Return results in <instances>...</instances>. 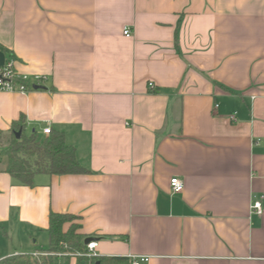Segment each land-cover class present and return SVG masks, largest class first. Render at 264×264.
Segmentation results:
<instances>
[{"label":"crops","instance_id":"crops-1","mask_svg":"<svg viewBox=\"0 0 264 264\" xmlns=\"http://www.w3.org/2000/svg\"><path fill=\"white\" fill-rule=\"evenodd\" d=\"M12 60L42 89L0 93V131L51 128L89 173L0 170V261L47 254L55 213L103 259L264 264V0H0Z\"/></svg>","mask_w":264,"mask_h":264},{"label":"trees","instance_id":"trees-1","mask_svg":"<svg viewBox=\"0 0 264 264\" xmlns=\"http://www.w3.org/2000/svg\"><path fill=\"white\" fill-rule=\"evenodd\" d=\"M22 122V121H21ZM14 123L7 132L0 131V170L9 174L23 186L33 185L35 176L48 175H83L89 170L77 159L76 151L68 146L62 134L54 133L40 141L37 134L26 135L23 123ZM21 131V138L16 133ZM77 217L69 214L50 215V247L48 255L18 254L0 261V264H56L57 254L67 257L85 253L87 246L78 233L80 227L74 222ZM71 224L67 232L66 224ZM131 264L128 258L103 259L92 258L91 264Z\"/></svg>","mask_w":264,"mask_h":264},{"label":"built area","instance_id":"built-area-1","mask_svg":"<svg viewBox=\"0 0 264 264\" xmlns=\"http://www.w3.org/2000/svg\"><path fill=\"white\" fill-rule=\"evenodd\" d=\"M124 35L128 38L132 36L131 30L125 29ZM43 82V77L41 76H29L26 74H21L15 69L14 61H9L4 66H0V93L9 94H28L35 90V86H41ZM150 88H154L153 84H150ZM235 118L232 117V120ZM52 133V129L48 128L43 131L45 136H49ZM185 184L184 181L178 177L171 179V189L175 194L182 193L184 191ZM252 212L257 215H262L264 213L263 204L261 201H257L252 206ZM99 243L97 241H92L87 246L85 253L79 254V257H85L92 259L97 256V249ZM46 256L48 254H45ZM150 262V257H133L131 258V264H146Z\"/></svg>","mask_w":264,"mask_h":264},{"label":"water","instance_id":"water-1","mask_svg":"<svg viewBox=\"0 0 264 264\" xmlns=\"http://www.w3.org/2000/svg\"><path fill=\"white\" fill-rule=\"evenodd\" d=\"M34 88H35V90H40V89H42L41 86H35ZM16 135H17V138L20 139V138H21V135H22V132L19 131V132L16 133ZM94 240H95V239H93V238H87V239H85L84 244H85V245H88L89 243H91V242L94 241Z\"/></svg>","mask_w":264,"mask_h":264},{"label":"rangeland","instance_id":"rangeland-1","mask_svg":"<svg viewBox=\"0 0 264 264\" xmlns=\"http://www.w3.org/2000/svg\"><path fill=\"white\" fill-rule=\"evenodd\" d=\"M40 141H42V140H40ZM0 239H4V237H3V231L0 229ZM4 240H6V239H4ZM1 246H3V242H1L0 241V247ZM45 247H40L39 249H41L42 250V248H43V250H47L48 248H49V238H47V244H45L44 245ZM65 260H63V262H64Z\"/></svg>","mask_w":264,"mask_h":264}]
</instances>
